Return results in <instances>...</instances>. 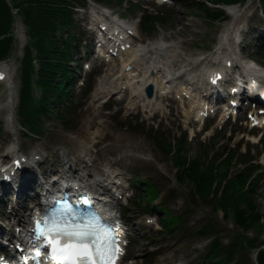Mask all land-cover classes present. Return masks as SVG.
Returning <instances> with one entry per match:
<instances>
[{"label":"rangeland","instance_id":"1","mask_svg":"<svg viewBox=\"0 0 264 264\" xmlns=\"http://www.w3.org/2000/svg\"><path fill=\"white\" fill-rule=\"evenodd\" d=\"M203 1L171 0L170 3L162 5L159 9L151 5L149 12H158L160 19L152 31H141L138 26L139 39L135 40L134 45L145 44L151 40L156 41L161 37L167 41L177 42L180 46V53L177 55L182 61H177L176 67L185 64L190 57H208L215 54L220 35L223 32V25L229 21L232 23V20L230 16H228L229 20L223 23L210 20L206 12L197 7ZM256 1L251 0L244 7L238 8L240 14L237 18H233V21H235V28L243 29L241 32L238 31L243 39L240 46L241 56L243 58L252 57L259 65L264 66V52L260 48L261 42L264 41L258 42V38L261 36L258 27L259 25L264 27V20L258 14L259 12L256 13L258 9ZM126 6L127 4L124 2L122 6L113 4L111 7L116 13L123 14L130 22L131 17L136 15ZM208 7L212 9L213 6L209 4ZM252 15L253 18H251ZM83 16L78 13L74 14L76 26L73 32L79 35L81 33V36L84 37L81 43L82 47L78 52L80 56L83 55L85 39L89 35L86 30L78 27L80 18ZM131 22L135 23V19ZM13 32L17 38L18 48L11 52L9 58L11 62L9 59L5 62V64L10 63L11 66L10 76L8 75L10 81L3 82L1 85L0 104L11 86L14 105L12 114H14L16 122L13 124L12 131H9L6 126L9 110L0 109V157L10 162L11 158H6V155L11 148L16 146L17 150L26 153L47 151L48 153L43 154L40 158L43 159L47 156L46 158L49 159L43 166L34 168L31 174L21 176L20 184L30 178L34 184L37 183L38 187H42L44 176L55 173L56 169L64 163L74 164L75 169L79 168L78 171L86 177H90L91 181L98 176L110 174L122 181L126 188L124 195L133 193L134 187L131 184L134 178L154 184L160 197L157 204L160 208L167 207L174 216H182L183 223L173 233L165 234L160 231L158 224V217L161 218L159 215L163 213L160 212L157 215L151 211L144 214L135 205L134 199L132 200L133 204L125 207L126 200L122 198L121 207L129 223V234L134 240L130 247L134 258L133 264H207L205 256L208 253L212 235L217 234L224 248H227L236 237L238 240H242L247 237L252 239L255 236L254 230H250L246 234L242 232V235L239 236L241 229L234 224L231 215L223 216L221 210L216 206V197L212 196L206 201L198 199L194 196L189 181L180 184L176 178V168L173 165L171 154L166 153V147L160 148L151 139V135L155 133L164 141L171 142V146L181 143L183 146L182 156L192 160L200 155L205 163L213 157L221 158L236 144L240 145V151L250 147L248 156L255 155L257 161L263 166V173L258 177L252 201L264 217V148H262V154L260 146L253 147L251 141H248L252 138L249 137L251 134L244 123L245 114H239L235 123L228 120L221 129L213 125L215 119L210 120L209 118L205 125L210 124V129L203 133L199 131L201 127L199 122L192 127L185 126L181 105L172 102L171 99L163 100L159 105L162 110H155L157 112L156 114L152 113V117H149L148 112H140L128 105V93L111 96L110 103L102 105L107 94L103 95L100 88L107 87L106 91L112 89L110 83L119 72L120 62L114 61L105 64L97 61L94 68L99 73L90 94L84 99L76 100L80 94L76 92V89H73V96L63 100L58 106V108H64L75 100L73 103L76 106L68 115L66 114L65 122L50 114L43 118L40 136L27 138L25 135L23 137L16 135L14 137V132L19 129L20 122L17 112L20 59L27 42L26 36L25 41L22 39L21 33L26 34V28L20 19L15 22ZM90 41L91 38L88 40V44ZM19 45H22V48ZM224 52L230 51L225 50ZM73 54L77 58L76 52ZM209 65L212 64L208 63L205 66ZM33 96L35 98L38 96L35 87ZM186 103L188 101L184 100L183 104L187 109L190 104L186 105ZM109 105L113 106L111 110L107 109ZM189 128L193 130L192 134H189ZM236 129H240V131L233 134ZM242 130L244 132H241ZM240 140L242 141L239 142ZM65 167L67 166L65 165ZM144 184H140L142 189L137 190V193L140 191L146 196ZM14 190L9 185L2 191L4 193H0V199H4L6 206L11 207L13 211L16 208L15 203H22L24 201L23 194L26 193L23 190L20 192V197L10 200L11 195L15 193ZM144 201L146 202V198ZM0 210L1 212L4 210L3 204H0ZM149 220H152V223H149ZM11 223V220L3 221L6 227H11ZM207 224L210 225V229L206 236H202L199 230ZM256 243L261 245L260 248L264 247V232ZM256 252L248 247H237L233 261L229 264H256Z\"/></svg>","mask_w":264,"mask_h":264},{"label":"trees","instance_id":"2","mask_svg":"<svg viewBox=\"0 0 264 264\" xmlns=\"http://www.w3.org/2000/svg\"><path fill=\"white\" fill-rule=\"evenodd\" d=\"M222 3H233L240 0H218ZM243 1V0H242ZM264 5V0H261ZM18 9L19 15L27 29L29 44L25 50L22 63L21 84L19 91V114L23 125L31 132L39 128V118L46 115L53 102L63 96L66 90V82L72 67L69 65L72 36H62L72 25L71 4L68 0H0V60L9 57L14 47L12 27L14 16L12 9ZM221 11L210 12L213 18H218ZM33 51L35 56H33ZM37 63V69L33 61ZM39 90V98H33L32 84ZM54 100V101H53ZM243 163L233 156L229 163ZM179 166V179L189 180L195 187V195L200 199L207 198L214 189L212 188L217 172L213 167H202L197 160L184 161L177 159ZM253 167L249 165L246 169ZM249 174L238 172L233 177H228L226 172L220 175L225 183L222 187L218 206L224 212L231 213L236 224L244 231L260 224V214L253 201H248L249 182L254 167ZM247 190H246V189ZM245 203V208H240V203ZM167 212V211H166ZM168 214V213H167ZM167 218V217H166ZM179 221L168 215L166 228L173 229ZM166 229V230H167ZM222 249L218 240L212 243V250L208 255L209 262L221 257ZM226 257H221V263H225L230 257L227 251ZM259 264H264V250L258 255Z\"/></svg>","mask_w":264,"mask_h":264},{"label":"snow or ice","instance_id":"3","mask_svg":"<svg viewBox=\"0 0 264 264\" xmlns=\"http://www.w3.org/2000/svg\"><path fill=\"white\" fill-rule=\"evenodd\" d=\"M63 204V208L52 207L34 221L35 264L45 258V251L54 264H115L121 248L114 226L94 206L85 212L76 210L71 201Z\"/></svg>","mask_w":264,"mask_h":264},{"label":"bare ground","instance_id":"4","mask_svg":"<svg viewBox=\"0 0 264 264\" xmlns=\"http://www.w3.org/2000/svg\"><path fill=\"white\" fill-rule=\"evenodd\" d=\"M236 8H230L229 9V13L232 14V17L236 15ZM224 32L222 33L221 37H220V41L219 44L221 47H223L225 44H227L230 40V28H231V24H225L224 25ZM220 47V48H221ZM176 51L177 48L174 47V45L172 43H167L164 41V43L162 41H159L158 43L155 44V46H153V49L151 51L146 52V50H144L143 46H139V49L135 50V52H131V51H126L123 53L122 57L127 55V60H124V58H122L121 63H124L122 69L120 70V73L118 74V76L116 77V80H119V84L121 83H125L126 80V84L124 86H128L130 85L133 88L132 94V100L131 102L134 103L137 100L141 99L143 97V106L147 107L146 109H150L153 110L155 109V107H150L151 105L153 106L155 103H157V100H161L163 97V92H165L166 90V83H168L169 81L167 80V76L165 74H169L171 71V63L166 67L162 64L164 59H169L170 62L172 60H174L177 55H171L169 54V52L171 51ZM121 57V56H120ZM229 59H225V61H228ZM205 61V60H204ZM203 61V62H204ZM207 61V60H206ZM202 62H200L199 60L196 59H192L191 62L188 63V65H198L201 64ZM129 65L131 67H133V65H136L142 72V74L138 77V79L133 80L132 82L127 81L129 78V75H131V73H128L125 71L126 66ZM247 65L246 68V73L250 74L251 77L256 76L257 79L260 78L259 76V71L256 70L253 65L251 63L245 64ZM165 67L168 69H165ZM245 67V66H243ZM10 66L7 65V67L3 66V70H10ZM136 68V67H135ZM154 71V75H150L148 73V71ZM187 71H189V69L185 68L184 70H182V72H184V74H180V78H182V75L186 76V80H191V82H193L194 78H196V76L191 77L190 73H187ZM5 72V71H4ZM212 72V70L210 71V73ZM209 73V74H210ZM198 76V75H197ZM9 82V81H8ZM148 83H152L154 85L155 88V98H151V99H147L144 97V93L142 92V86ZM178 87H176V89L178 90L179 94L184 93H188V94H193L194 95V101L191 103V107L189 109V111H185L184 115L186 117V123L189 120V115L192 114V112L195 110L194 105L198 103L197 100V94L195 92V89H192L191 92L187 91L186 88H188L186 86V84L178 82ZM182 85H185V87ZM11 87V86H10ZM8 89L9 91V95L8 98H11V100H8L7 106L9 107L10 111L11 109L14 108L13 105V92H12V88ZM184 88V89H183ZM182 91V92H180ZM155 101V102H154ZM156 105V104H155ZM226 113L223 114V116ZM222 116V118H224ZM8 119L10 122H12V120L14 121V116L12 115V112L9 113L8 115ZM2 159H0L1 161ZM112 177L110 175H104L101 178H98L96 180H94L91 184V186L95 189H100L102 186H104Z\"/></svg>","mask_w":264,"mask_h":264}]
</instances>
